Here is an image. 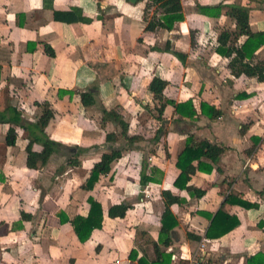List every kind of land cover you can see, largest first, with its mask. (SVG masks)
I'll use <instances>...</instances> for the list:
<instances>
[{"label":"crops","instance_id":"obj_1","mask_svg":"<svg viewBox=\"0 0 264 264\" xmlns=\"http://www.w3.org/2000/svg\"><path fill=\"white\" fill-rule=\"evenodd\" d=\"M181 3L183 18L171 29L145 32L148 20L162 12L152 5L146 19L141 0H0V112L14 106L35 122L42 113L37 103L49 101L55 117L46 133L60 143L44 165L30 168L28 130L17 126L16 144L9 146L11 124L0 123V264H142L140 259H155L153 242L172 253L171 264H180L198 252L203 239H208L207 261L248 264L255 256L261 264L264 82L236 77L228 68L231 57L217 48L219 31L236 29L235 19L227 13L232 5L250 7L251 30L264 33V0ZM220 4L219 15L214 8H201ZM246 39L242 35L228 45L242 46L252 63L264 64V45ZM173 51L187 57L182 60ZM153 77L167 82L165 98L176 102L191 98L198 109L204 100L218 107L221 116L182 118L169 104L163 115L166 122L159 121V101L149 90ZM88 90L96 93L97 102L84 106L81 93ZM104 110L122 113L130 124L129 134L144 136L145 141L129 148L120 127L104 116ZM161 127L155 152L143 154L140 145L151 144ZM108 133L117 137L108 141ZM190 135L225 146L217 163L205 159L213 165L210 172L197 170L192 175L190 185L207 189L201 198L174 184L180 173L176 161ZM124 145L128 149L111 171L101 175L93 189H85L102 154ZM33 149L41 150V143H34ZM74 155L80 164L69 163ZM146 177L151 180L144 182ZM163 190L183 198L171 205L178 225L167 247L160 243ZM230 193L253 205L226 202ZM89 198L101 203L103 226L81 241L71 220L89 215ZM122 202L131 204L126 216H109L110 207ZM220 209L239 223L228 233L211 237L210 226Z\"/></svg>","mask_w":264,"mask_h":264},{"label":"trees","instance_id":"obj_2","mask_svg":"<svg viewBox=\"0 0 264 264\" xmlns=\"http://www.w3.org/2000/svg\"><path fill=\"white\" fill-rule=\"evenodd\" d=\"M145 2L144 11L145 15L152 7V5H158L160 7L162 16L157 18L153 16L148 20L145 32H153L157 27H164L171 29L175 21L183 18L182 15V3L181 0H141ZM202 10L212 11L213 8L216 10L214 14L219 15L222 10V4L214 7L201 6ZM236 22V29L231 31L230 29L223 28L218 33L219 46L217 52L222 55H227L231 57L228 68L231 73L236 77L245 75L248 77H256L259 81L264 82V64L257 62L252 63L251 59L248 58L245 52L242 50V46L232 44L228 45L229 42L237 39L239 36H246L247 41L256 43L257 46L264 45V33L263 32H253L250 27V7L232 5L230 10L227 12ZM147 19V15H146ZM194 39V35L192 36ZM193 43V40H192ZM47 52L50 55H54V51L47 46ZM176 56L180 59H185L187 57L186 53L179 51H173ZM1 71V67H0ZM167 82L159 77H153L149 84V90L154 93L155 98L159 101V105L156 107L158 113L156 118L161 122H166L164 118V112L167 105H172L174 107V114L179 116L188 117L191 119H196L200 115H205L210 119L218 118L221 116L222 111L216 107L214 104H210L207 101L202 100L200 102L199 108L195 105L193 99H188L184 102H176L171 99H167L164 96V89ZM63 92L60 91V94ZM73 93L72 91H68ZM81 101L84 106L93 105L97 102V95L95 92L88 90L81 93ZM38 106L42 108V113L35 122L29 121L23 116V112L18 110L14 106H9L4 112H0V123H10L11 126L7 131L6 143L9 146H13L17 141V131L16 127H22L28 130L30 135V141L27 145V165L30 168L38 169L41 165H44L50 158V156L60 147V143L51 139L46 133V127L50 121L55 117V110L49 101L39 102ZM104 116L110 118L120 127V134L127 140V145L130 148L134 143L145 141V137L141 135H130L129 127L130 124L124 119L122 113L116 110H104ZM181 117L179 120H181ZM164 128H159L156 134L149 141L151 143L158 145L157 143L161 139V133ZM107 140H112L117 137L116 133H108ZM34 143H41L42 149H33ZM128 149L126 145L119 148H112L110 151L102 154L101 159L94 164L91 169L90 177L87 182L83 184L85 189L91 190L94 188L95 184L98 182L99 178L103 174H107L112 169V164L122 156L123 150ZM254 149V147H253ZM225 151V146L219 145L217 143H212L208 139L195 140L192 135L188 137L185 148L179 154L176 161V166L180 169V173L177 176L174 184L180 190L187 189L195 197L201 198L206 194L207 189L198 188L194 185H190L189 182L192 179L197 170H206L210 172L213 169L211 163H217ZM150 152H155V149H151ZM75 156L69 160L70 164L78 165L80 161ZM205 159L211 161L207 162ZM151 180L150 177H146L144 182ZM162 196L165 202V210L161 217V229H160V243L165 247L169 246L172 242L171 232L178 225V219L176 215L171 210V205L175 203H182L183 198L179 194L173 193L171 190H163ZM234 194L230 193L227 196L226 202L235 203L238 202L244 207H249L253 205L242 199H233ZM91 208L89 215L87 217L75 216L71 222L74 226V230L81 241H86L92 234L94 229L102 228L103 226V208L100 202L93 198H89ZM131 208V204L128 202H122L119 204H114L110 207L108 214L111 217H125L127 211ZM238 219L221 209L214 215L212 224L209 230V236L220 237L238 225ZM222 224V227H221ZM219 230L214 232V230ZM199 238V237H198ZM200 239V238H199ZM154 243L156 257L151 262H144L140 259L142 264H171L172 253L165 252L161 245L157 242ZM135 249L131 251L130 257H135ZM257 257H250L248 259V264H259L255 262ZM260 262V261H258ZM264 264V259L261 262Z\"/></svg>","mask_w":264,"mask_h":264},{"label":"built area","instance_id":"obj_3","mask_svg":"<svg viewBox=\"0 0 264 264\" xmlns=\"http://www.w3.org/2000/svg\"><path fill=\"white\" fill-rule=\"evenodd\" d=\"M207 242L208 239H203L198 247V252H196L194 255L189 256L188 258L183 260L180 264H214L213 262L207 261L204 256V251Z\"/></svg>","mask_w":264,"mask_h":264},{"label":"rangeland","instance_id":"obj_4","mask_svg":"<svg viewBox=\"0 0 264 264\" xmlns=\"http://www.w3.org/2000/svg\"><path fill=\"white\" fill-rule=\"evenodd\" d=\"M140 147H142L144 149L143 154H146L148 151H150L151 149L154 148V144H152V143L148 144V143L145 142V145H140Z\"/></svg>","mask_w":264,"mask_h":264},{"label":"water","instance_id":"obj_5","mask_svg":"<svg viewBox=\"0 0 264 264\" xmlns=\"http://www.w3.org/2000/svg\"><path fill=\"white\" fill-rule=\"evenodd\" d=\"M132 2H136L137 0H131Z\"/></svg>","mask_w":264,"mask_h":264}]
</instances>
